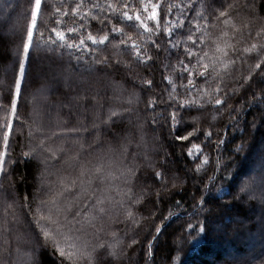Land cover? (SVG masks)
Wrapping results in <instances>:
<instances>
[{"label": "snow or ice", "instance_id": "snow-or-ice-1", "mask_svg": "<svg viewBox=\"0 0 264 264\" xmlns=\"http://www.w3.org/2000/svg\"><path fill=\"white\" fill-rule=\"evenodd\" d=\"M27 5L24 24L13 33L15 56L11 71L0 69L3 72L0 76V181L7 179L8 188L15 189L12 173L16 164L39 157L38 167L40 164L47 167L63 153L62 147H53L50 143L52 136L60 138L72 134L79 143L82 135L90 131L88 123L78 114L70 127V120L59 122V133L52 132L50 136L44 132L37 94L27 91L33 51L37 58L41 53L49 58L56 54L60 58L68 56L87 63L86 54L95 57L111 45V55L94 58L92 63L108 67L113 63L123 64L126 69L134 64L150 73L155 61L153 49L159 51L166 45L164 51L171 56L174 50L175 55L174 63L162 65L166 73L162 79L169 86L165 89L167 100L150 97L145 107L154 110L158 103H166L173 109L166 120L173 122H178L179 109L192 106L203 109L212 105L218 115L240 90L250 89L253 83L264 85V14L258 11L264 9V0H27ZM124 53L130 55V61L119 59ZM37 71L43 73L44 69ZM134 78L139 79L144 90L154 86L153 79L147 75L137 73ZM81 88L82 94L72 98L76 102L74 105L61 103L57 107L68 108L69 117L73 107L82 108L84 112L91 110L90 127L96 132L97 143L101 142L103 128L123 120L125 115L131 119L132 105L139 102V97L132 92L126 99L117 97L118 103L109 104L103 111L105 105L99 92L90 91L86 82L81 83ZM48 91L50 89H44V92ZM39 99L46 103L48 96L42 93ZM247 102L250 106L264 105V87L252 94ZM228 108L230 116L231 111H239L232 105ZM231 119L236 117L231 116ZM152 120L156 123L157 117L153 116ZM26 128L28 144L14 155L12 140L23 137ZM195 131L176 139L188 140ZM204 135L210 138L212 132L207 131ZM122 141L118 149L109 145L96 157L95 163H80L77 176L61 177L58 190L49 199H39L35 193L31 199L28 195H24L22 201L18 196L9 199L7 189L0 183V237H3L0 240V264H35L34 250L21 247L22 242L27 243L25 235L15 230V226L25 219L19 215L20 209L26 210L30 225L35 226V242L39 245L42 241L44 247L51 248L59 264H121L126 255L124 246L132 248L142 243L131 238L128 231L121 235L113 225L124 222L138 227L149 219V216L140 215L138 209L153 203L150 200L152 187L160 182L155 192V208L169 190L168 180L165 171L157 170L147 151L130 153L129 141L127 138ZM223 143V139L217 142L218 145ZM79 148L83 151V143ZM243 148V144L238 145L236 150L240 152ZM80 151L71 157L73 161L79 162ZM194 152L202 153L199 144H192L188 149L189 156ZM197 159L200 163L196 165V172L210 163L207 155L197 156ZM220 164L218 160L217 168ZM148 169L152 171L148 172ZM149 180L152 185L148 184ZM259 180L264 185V168ZM94 181H99L102 187L94 188ZM43 183L42 178L41 188L37 191L42 190ZM256 183V177H249L241 182L239 191L264 205V188L257 195L253 187ZM172 187H176L175 182ZM206 204L208 200L202 195L197 201L198 207L194 205V215L204 213L205 219L197 220L196 225L187 224V230L196 234L188 233L191 240L208 230L206 221L214 210L205 207ZM73 211L74 216L69 221L68 214ZM150 215L154 217L155 211ZM155 232L159 233L160 228L156 227ZM152 238L155 239V235ZM183 243L181 238L177 255L170 257L168 264H177L179 245ZM151 244L152 240H148V255L153 251ZM258 264H264V258Z\"/></svg>", "mask_w": 264, "mask_h": 264}, {"label": "trees", "instance_id": "trees-1", "mask_svg": "<svg viewBox=\"0 0 264 264\" xmlns=\"http://www.w3.org/2000/svg\"><path fill=\"white\" fill-rule=\"evenodd\" d=\"M27 7V0H0V69L7 68L9 73L15 56L13 33L17 27L24 24ZM258 11L264 14V9ZM164 47L166 45L159 51L153 49L155 61L150 73L134 64L129 69L123 67V64L113 63L111 67L93 64L94 58L111 55V45L95 57L86 54L87 63L83 60L77 62L68 56L60 58L56 54L49 58L45 53H41L37 58L36 52L33 51V63L28 67L27 91H35L37 94L42 117L40 122L44 125V132L50 136L52 132L59 133L61 129L57 124L70 120V127L76 122L78 114L88 123L90 131L82 135L79 143L72 134H64L60 138L52 136L50 141L52 146L64 149L56 160L50 161L47 167L42 164L38 167L39 157L27 163H18L12 173L15 189L8 188L7 179L0 183L7 189L9 199L18 196L22 201L24 195L31 199L33 193L39 199H49L58 190V181L61 177L77 176L80 163L86 161L95 163L96 157L109 145L118 149L123 142L122 138H127L130 153L147 151L152 156L157 170L165 171L169 190L162 195L154 208L155 192L160 182L152 187L150 200L153 203H146L143 208L138 209L140 215L150 218L138 227L124 222L113 225V229L121 235L128 231L131 238L142 241L132 248L124 246L126 255L121 264H168L170 257L177 255L178 241L181 238L184 239V243L179 245L177 264H245V261L247 264H258L264 258V205L258 199H250L249 194L240 192L239 188L242 181L253 176L257 179V183L253 185L257 195L264 188L259 180L261 170L264 168V105L250 106L247 102L250 96L264 85L253 83L250 89L240 90L236 96L228 100V104L218 115L216 107L212 105L203 109L192 106L178 110V122L166 120L173 111L166 103H158L154 110L145 107L150 97L167 100L165 89L169 86L167 81L162 79L166 74L162 65L174 63L175 55L173 50V55L170 56L164 51ZM115 59L116 57H113V60ZM119 59L127 62L131 57L124 53ZM38 68H43L44 72H38ZM137 73L153 79L154 86L142 89L139 79L134 78ZM0 76H3V72H0ZM82 82L90 86V91L99 92L105 105L103 111H106L109 104H117V97L126 99L132 92L139 97V102L132 105L134 112L131 119L125 115L123 120H117L110 127L103 128L100 143L96 142V132L90 127L93 120L91 110L84 112L82 108L73 107V114L69 117L68 108L61 110L57 107L61 103L74 105L76 102L72 98L82 94ZM44 89L50 91L44 92ZM42 93L48 96L46 103L39 99ZM91 103L89 100V108ZM228 105H232L233 109H239L231 111V116L236 117L235 120L229 115ZM213 115H216L215 119ZM153 116L157 117L156 123H153ZM137 125L141 127L138 128ZM194 130H196L194 135L188 140L176 139L177 136H186ZM207 131L212 132L210 138L204 135ZM27 135L26 128L23 137L13 138L11 148L14 149V155L28 144ZM221 139L224 143L218 145L217 142ZM80 143L84 145L83 151H80ZM192 144H199L202 153L194 152L189 156L188 149ZM242 144L243 151L237 152V146ZM77 151H80L79 162L71 159ZM202 155H207L210 163L200 172H196V165L200 163L197 156ZM218 160L221 162L219 168ZM160 165H163V168ZM249 168L251 171H248ZM213 176L216 179L210 180L209 178ZM174 177L178 179L174 181ZM42 178L44 181L42 190L37 191L41 188ZM173 182L176 184L175 188L172 187ZM148 184L152 185V181L149 180ZM205 185L208 186L207 190ZM98 186L102 187L99 181H94L93 187ZM112 195L115 197V192ZM202 195L208 200L205 207H212L214 211L206 221L208 225L206 234L191 240L188 233L190 232L192 236L196 234L192 230H187V224L191 222L196 225L197 220L205 219L204 213L194 215L196 211L194 205H197ZM152 211L156 213L154 217L150 215ZM19 215L25 217L19 224L23 228L16 225L15 230L32 236L31 239L25 236L27 246L23 249L34 250L35 264H59L58 258L52 255L51 248L44 247L42 241L39 245L35 242V226L30 225V217H27L26 210L20 209ZM73 216L74 211L68 214V220L71 221ZM61 219L63 220V216ZM156 227L160 228L159 233L155 232ZM153 235L155 239L152 238ZM2 239L3 237H0V240ZM148 240H152L151 255L147 254ZM228 252V260H224L223 257Z\"/></svg>", "mask_w": 264, "mask_h": 264}, {"label": "rangeland", "instance_id": "rangeland-1", "mask_svg": "<svg viewBox=\"0 0 264 264\" xmlns=\"http://www.w3.org/2000/svg\"><path fill=\"white\" fill-rule=\"evenodd\" d=\"M260 167H262V165H261ZM257 169H258V167L255 168V170H257ZM248 171H251L250 168L248 169ZM242 176H244V175H242ZM19 227H20V228H23L21 225H19ZM24 235H25V234H24ZM29 235H30V234L27 233V236H26V235H25V236H26V238H30V239H31L32 236H31V235L29 236ZM10 238H12V235H10ZM30 239H29V240H30ZM254 245H255V244H254ZM26 246H27L26 243H24V242L21 243V247H22V248H24V247H26ZM256 246H257V245H256ZM13 247H15V241L13 242ZM228 255H229V252H228V254H227L226 256L223 257V259H224V260H228ZM33 257H34V254H33Z\"/></svg>", "mask_w": 264, "mask_h": 264}]
</instances>
